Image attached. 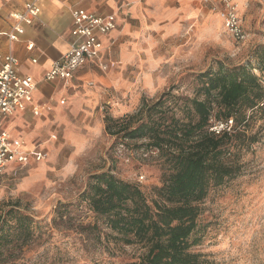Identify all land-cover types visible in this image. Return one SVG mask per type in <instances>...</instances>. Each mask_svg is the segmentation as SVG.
Listing matches in <instances>:
<instances>
[{"label":"rangeland","instance_id":"rangeland-1","mask_svg":"<svg viewBox=\"0 0 264 264\" xmlns=\"http://www.w3.org/2000/svg\"><path fill=\"white\" fill-rule=\"evenodd\" d=\"M233 1L242 18L243 41L228 36L211 2L204 3V16H197L192 30L188 29L191 46H155L150 52L155 63L146 61L145 67H130L129 84L106 88V99L94 114L75 115L71 137H67V130H61L45 161L6 169L0 179V212L14 208L29 216L33 232L29 237H15L12 251L4 252L1 261L139 264L143 250L115 240L117 236L106 228L104 219L91 213L80 196L91 175L105 172L139 185L150 201L151 189L160 186L161 172L154 154L121 145L105 133L104 122L99 125V119H120L124 113L135 112L142 98L154 101L163 92H171L175 98H191L195 76L215 68L217 61L247 64L253 48H264V0ZM11 3L0 0V20L7 22L5 13ZM177 41L178 45L185 44V35L178 36ZM138 73H143L141 78L146 75L144 81L135 82ZM176 104L183 102L168 99V107ZM248 133L255 135L257 142L240 153V175L209 191L200 205L197 229L188 240L194 244L191 251L203 256L207 264H264V121L253 125ZM58 209L65 214L62 220L56 214Z\"/></svg>","mask_w":264,"mask_h":264},{"label":"trees","instance_id":"trees-1","mask_svg":"<svg viewBox=\"0 0 264 264\" xmlns=\"http://www.w3.org/2000/svg\"><path fill=\"white\" fill-rule=\"evenodd\" d=\"M263 78L264 48L256 46L247 64L217 61L215 68L197 74L191 98L163 92L154 101L142 98L135 112L120 119L103 118L107 135L154 154L161 172L150 201L139 185L105 172L91 175L80 196L115 240L143 250L139 264H207L188 240L209 191L240 175V153L257 142L248 130L264 121ZM169 98L183 104L168 107ZM229 121V131H210L213 124ZM56 214L65 217L59 209ZM32 223L14 208L0 212V258L12 251L15 237L32 234ZM0 264H9L8 258Z\"/></svg>","mask_w":264,"mask_h":264},{"label":"crops","instance_id":"crops-1","mask_svg":"<svg viewBox=\"0 0 264 264\" xmlns=\"http://www.w3.org/2000/svg\"><path fill=\"white\" fill-rule=\"evenodd\" d=\"M28 1L12 0L5 13L9 16L7 22L0 20V55L11 54L18 60V73L31 77L36 84L33 103L46 104L51 111L35 117L27 109L8 118L4 127L12 137L23 139L26 149L39 144L48 156L56 141L51 136L57 138L61 130H67V137H71L72 118L94 114L106 99V88L129 84L130 67L155 63L150 55L155 46H191L187 42L188 29L197 16H204L203 0H39L41 13L36 22L24 26L17 42H9L6 33L14 23L10 14L20 11ZM71 9L116 16V29L100 38V63L105 70L100 63H88L68 81L46 82L44 73L67 52L73 39ZM182 35L185 44L178 45L177 37ZM27 44L33 45L31 50H27ZM142 74L138 73L135 82L145 80L146 75L141 78ZM102 118L99 125H103Z\"/></svg>","mask_w":264,"mask_h":264},{"label":"built area","instance_id":"built-area-1","mask_svg":"<svg viewBox=\"0 0 264 264\" xmlns=\"http://www.w3.org/2000/svg\"><path fill=\"white\" fill-rule=\"evenodd\" d=\"M203 2H211L212 10L218 12L224 32L228 36L237 42L246 38L242 18L233 0H203ZM40 13L39 0H29L20 11L10 14L14 23L11 30L6 33L8 41L17 42L24 33V26L33 25ZM70 13L73 39L67 52L44 73L43 80L46 82L68 81L86 64H99L103 51L100 38L107 36L117 27L116 16L113 14L98 16L83 9H71ZM32 47V44L26 46L27 50H31ZM18 65L19 62L13 55H0V179L11 166H25L30 161L43 162L48 157L47 151L39 144L32 149H26L24 140L12 137L4 127L8 118L27 109H30L35 117L51 111L50 106L46 104L33 103L36 84L31 77L18 73ZM99 65L105 70L101 63ZM60 104H64V101H60ZM231 125L232 121L227 124H213L210 131L219 134L224 130L229 131ZM51 140H56V136H51ZM142 179L139 178L140 181Z\"/></svg>","mask_w":264,"mask_h":264}]
</instances>
